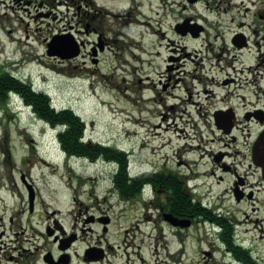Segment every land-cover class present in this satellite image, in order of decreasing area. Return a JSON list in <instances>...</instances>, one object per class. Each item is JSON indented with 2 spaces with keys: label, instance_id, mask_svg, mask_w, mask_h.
<instances>
[{
  "label": "rangeland",
  "instance_id": "rangeland-1",
  "mask_svg": "<svg viewBox=\"0 0 264 264\" xmlns=\"http://www.w3.org/2000/svg\"><path fill=\"white\" fill-rule=\"evenodd\" d=\"M30 1L23 9L7 3L12 11L0 6V72L46 93L55 108L72 110L84 122L88 143L126 152L130 174L170 165L173 143L167 121L160 119L167 113L171 91L159 84L165 83L160 77L165 59L187 58L185 53L190 58H234L231 37L241 22L258 25L251 21L250 10L264 5V0ZM186 17L204 28L199 38L175 32ZM128 19L143 25L133 26ZM250 26L242 29L252 46L236 58L264 54L263 27L253 35ZM62 33L83 43L76 59L46 55V42ZM99 38L104 48L95 64L90 46ZM8 98L0 101V262L24 237L33 240V233L47 222L27 215L24 182L38 195L34 212L46 217L58 208L57 218L69 228L73 198L88 204V199L116 197L108 191L118 169L102 158H71L67 166L57 140L63 128L38 119L19 96ZM190 254L195 259L186 262L198 264L201 256Z\"/></svg>",
  "mask_w": 264,
  "mask_h": 264
},
{
  "label": "flooded vegetation",
  "instance_id": "flooded-vegetation-1",
  "mask_svg": "<svg viewBox=\"0 0 264 264\" xmlns=\"http://www.w3.org/2000/svg\"><path fill=\"white\" fill-rule=\"evenodd\" d=\"M30 2L0 0V6L12 11L7 3L23 9ZM250 12L258 25H238L229 41L234 58L185 53L187 58L165 59V83L159 84L172 92L160 119L173 143L170 165L138 172L153 181L141 183L133 196L120 194L112 182L108 192L115 198L88 204L73 198L69 228L57 218L58 208L46 217L34 212L38 195L30 185V201L23 181L27 215L47 222L33 240L24 237L12 246L0 264H189L191 251L201 256L198 264H264V174L255 154L264 132V54L236 58L252 46L243 27L253 35L262 27L264 32V5ZM203 33L202 27L195 38ZM97 41L90 46L95 64L97 45L104 48Z\"/></svg>",
  "mask_w": 264,
  "mask_h": 264
},
{
  "label": "trees",
  "instance_id": "trees-1",
  "mask_svg": "<svg viewBox=\"0 0 264 264\" xmlns=\"http://www.w3.org/2000/svg\"><path fill=\"white\" fill-rule=\"evenodd\" d=\"M9 92L17 94L37 118L45 123L52 127L64 126V130L57 134V139L61 150L67 156L86 158L92 162L98 158L116 162L118 169L113 176V182L120 194L133 196L135 188L141 183L153 181L148 176L129 178L126 171V155L122 151L100 143L83 142L81 137L85 130L84 122L72 110L54 111L50 108V97L46 93L33 90L29 82L16 78L8 72H0L1 102L7 98Z\"/></svg>",
  "mask_w": 264,
  "mask_h": 264
},
{
  "label": "water",
  "instance_id": "water-1",
  "mask_svg": "<svg viewBox=\"0 0 264 264\" xmlns=\"http://www.w3.org/2000/svg\"><path fill=\"white\" fill-rule=\"evenodd\" d=\"M188 1L190 3H194L196 0ZM190 20V17H186L181 23L176 24L175 31L182 36L189 33L192 37L195 38L202 31V26L198 24H190ZM236 37H234L232 41L234 45H237ZM97 46L100 51H102L101 44L99 43ZM46 47L47 56L59 57L60 60L64 61L72 60L78 57L80 55V50L83 47V43L73 40V36L70 33H62L58 35H53L51 39L47 42ZM238 47H241V45L238 44ZM92 55H96L95 50L93 51ZM255 154L258 160V164L259 166H261L264 174V132L260 135ZM26 186L29 191L30 201H32V189L30 185Z\"/></svg>",
  "mask_w": 264,
  "mask_h": 264
},
{
  "label": "bare ground",
  "instance_id": "bare-ground-1",
  "mask_svg": "<svg viewBox=\"0 0 264 264\" xmlns=\"http://www.w3.org/2000/svg\"><path fill=\"white\" fill-rule=\"evenodd\" d=\"M113 1H115V2H117V1H126V0H113ZM127 23H130V24H132L133 26H139V25H143V22H141V21H139V20H137V19H128L127 20Z\"/></svg>",
  "mask_w": 264,
  "mask_h": 264
}]
</instances>
